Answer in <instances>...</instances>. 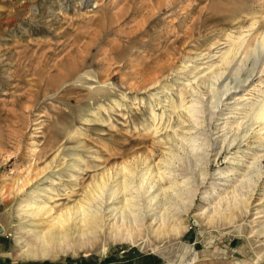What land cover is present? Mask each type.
<instances>
[{"label": "rangeland", "instance_id": "rangeland-1", "mask_svg": "<svg viewBox=\"0 0 264 264\" xmlns=\"http://www.w3.org/2000/svg\"><path fill=\"white\" fill-rule=\"evenodd\" d=\"M263 34L264 0H0V264H264V235L256 234L264 225V176L243 214L208 222L253 155L264 153L252 130L215 161L210 158L204 187L180 218V235L154 234L160 222L149 212L135 243L114 239V209L122 197L104 196L92 204L101 229L87 237L74 233L82 249L61 244L47 257L25 254L34 244L35 234L28 231L53 226L54 217L81 201L116 164L148 153L155 174L165 168L159 161L168 135L220 142L216 129L225 123L228 129L264 97V71L258 72V62L254 75L223 97L221 86L235 84L236 77L228 71L212 84L209 76L229 38L240 36L242 54L248 55L237 77L242 79L261 57L257 40ZM155 75L158 82L146 87L144 80ZM180 93L183 105L201 100L206 111L191 134L178 118L184 115ZM30 167L40 176L32 174L17 191L13 186ZM227 168L233 173L219 179ZM157 186H169L168 180ZM44 188L50 194L38 203L51 213L22 218V201ZM204 190L212 195L204 198ZM221 201L225 208L226 198Z\"/></svg>", "mask_w": 264, "mask_h": 264}, {"label": "bare ground", "instance_id": "bare-ground-1", "mask_svg": "<svg viewBox=\"0 0 264 264\" xmlns=\"http://www.w3.org/2000/svg\"><path fill=\"white\" fill-rule=\"evenodd\" d=\"M243 39L244 38L240 39V36L229 38L228 48L220 54L218 63L214 64V70L211 71L209 76L212 84H216L222 80L228 71L232 72V76L236 77L235 84L230 82L221 86V92L219 93L221 97L228 94L231 90H236L240 84L247 82L248 78L254 75L258 62L260 66L258 72L263 73L264 71L263 34L257 40V44L262 48L260 53L261 60L256 56L257 60L254 62L252 68H249L247 72L242 74V79H237L248 57L247 51L244 52V54H242L241 51L244 42ZM155 81L158 82L157 76L154 79H145L144 84L146 87H149L154 85L153 83H155ZM196 92L197 91L193 90L192 93ZM179 97V108L182 109L184 115L178 118L181 124H186L188 126L186 132L191 134L192 130L197 131L198 128L201 127V122L203 123L202 116L206 111L202 106L201 100L193 101L188 106H185L183 105L185 101L183 94L180 93ZM239 102L240 101L237 100V103ZM216 108L217 107L214 105L208 110L211 114L210 119H213L216 115ZM176 109L177 107H174V110ZM210 119L208 120L210 121ZM158 121L159 119H156V117L153 119L154 128L151 126L153 132L157 131L156 127ZM245 125L246 127L243 128ZM226 126L227 123L221 126V129L220 127L216 129L217 133L222 132V135L219 136L222 138L220 142L208 137L207 140L197 137L184 138L185 136L180 138L179 141H175L168 135L167 140L169 146L165 150L166 156L159 161L165 168L161 170L160 166L157 167L155 174H153L152 168L149 166L151 156L148 153L145 155L143 153L134 155L132 158L120 164H116L111 173L108 170L103 172L99 176L98 181H95L85 192L81 201L53 218V226L48 228L45 232L39 231V228L37 229L38 231H28L35 235L33 238L34 244L27 246L28 248L25 253L26 257H47L61 244H65L74 252L82 249L83 247L80 246L77 239L74 238V233L80 234L81 237H87L88 235H95L101 229V220L98 214L99 210L94 208L92 204L97 200H103L104 196H107V199L112 201L118 199L119 196L122 197L121 206L114 209L116 212L113 217L115 223L111 226V233L114 234V239L135 243L136 238L141 236L142 222H144L143 220H145L149 212H153L152 217L154 221L158 220V222H160V226L154 231V234L157 236H164L169 233H173L175 236L180 235L181 232L184 231L182 230L184 228L181 227L180 218L191 209L197 193L200 192L202 186L204 187L206 177L208 176L210 158L212 157L213 161H215L216 158L225 151L231 149L234 144L237 145L240 143V141L246 137L249 130H252L258 135L256 137L259 141L257 147H264V97L248 105V109L244 114L233 122V124L229 125L228 129H225ZM231 132H233V134L229 136ZM174 136L176 135L174 134ZM206 136L207 135H204L205 138ZM212 152L214 153L211 155ZM188 153L192 154V158L186 156ZM261 159H264V153L254 154L252 160L246 165V169L240 174L239 180H237L238 186L230 193V196L227 194L225 197L218 199V202L216 200L217 206L215 205L216 207L214 206L213 208V215L211 220L208 221L209 223L213 222L218 216L220 219L232 221V217L237 211L243 214L242 209L243 211L244 209L247 210L248 202L255 192L257 183L264 176V166L261 165ZM175 165L180 171H173V169L171 172L170 167L174 168L176 167ZM73 167L77 171L82 170L76 166ZM33 171H35V169L30 167L27 176L23 179H19L13 187H16L15 189L17 191L23 190L31 181L32 174L35 179L40 174L38 171ZM232 171V168L220 171L218 175L222 177L219 179L229 177V175L233 173ZM179 178H181V180H179ZM165 180H168L169 186H157L158 183L161 181L164 182ZM109 181L115 182V185L109 187ZM50 190L49 188H44L40 191H33L29 193L26 199H22L23 201L20 207V212L24 214L22 218L35 219L39 216H48L52 209L38 202H40L43 197L48 196ZM211 191L213 194L216 193L213 186H211ZM202 193L204 198H208L212 195L207 193L206 190ZM218 194H215L217 198L221 195ZM57 196L56 193L49 197L53 199ZM222 196L224 195L222 194ZM223 198H226L225 208H222L220 205ZM156 210H158V215L154 213ZM73 217L78 220V222H76L77 224H71L74 220ZM42 223L44 224V222ZM36 226L37 225H35V227ZM40 226L38 225V227ZM256 234L257 236L264 235V225ZM87 239L90 238L88 237ZM75 246L79 249H74Z\"/></svg>", "mask_w": 264, "mask_h": 264}]
</instances>
